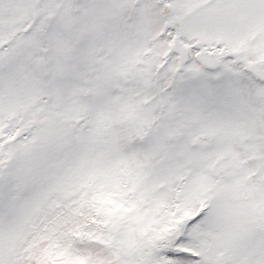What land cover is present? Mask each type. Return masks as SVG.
<instances>
[{"label":"snow or ice","instance_id":"obj_1","mask_svg":"<svg viewBox=\"0 0 264 264\" xmlns=\"http://www.w3.org/2000/svg\"><path fill=\"white\" fill-rule=\"evenodd\" d=\"M0 264H264V0H0Z\"/></svg>","mask_w":264,"mask_h":264}]
</instances>
